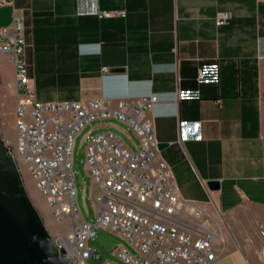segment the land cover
I'll list each match as a JSON object with an SVG mask.
<instances>
[{
    "label": "crops",
    "instance_id": "1",
    "mask_svg": "<svg viewBox=\"0 0 264 264\" xmlns=\"http://www.w3.org/2000/svg\"><path fill=\"white\" fill-rule=\"evenodd\" d=\"M221 12L233 17L218 27ZM16 15L35 99L157 96L161 155L215 233L217 263L264 264V0H13L0 6V28ZM8 59L0 52L1 87L16 107Z\"/></svg>",
    "mask_w": 264,
    "mask_h": 264
},
{
    "label": "built area",
    "instance_id": "2",
    "mask_svg": "<svg viewBox=\"0 0 264 264\" xmlns=\"http://www.w3.org/2000/svg\"><path fill=\"white\" fill-rule=\"evenodd\" d=\"M8 3L13 0H0V6ZM115 15L127 14L103 12L99 18ZM232 17L219 13L216 26L229 24ZM23 19L16 15L11 26L0 28V52L15 66L16 77L7 85L16 95V142L11 152L22 174L29 173L36 190L47 198L52 217L67 227L53 237L66 259L89 264L97 255L89 240L104 230L129 243L138 256L122 244L114 252L119 262L103 264H218L215 233L203 211L181 200L172 168L157 147L152 110L159 98L38 102L25 60ZM108 121L127 126L129 131L123 133L129 142L110 131L93 134L91 130L84 136L95 218L89 222L86 202L85 211L78 202L74 148L86 126ZM260 235L264 238V230Z\"/></svg>",
    "mask_w": 264,
    "mask_h": 264
},
{
    "label": "water",
    "instance_id": "3",
    "mask_svg": "<svg viewBox=\"0 0 264 264\" xmlns=\"http://www.w3.org/2000/svg\"><path fill=\"white\" fill-rule=\"evenodd\" d=\"M166 145L157 147L162 151ZM11 151L0 137V264H71L53 242ZM207 184L220 189L217 181Z\"/></svg>",
    "mask_w": 264,
    "mask_h": 264
},
{
    "label": "rangeland",
    "instance_id": "4",
    "mask_svg": "<svg viewBox=\"0 0 264 264\" xmlns=\"http://www.w3.org/2000/svg\"><path fill=\"white\" fill-rule=\"evenodd\" d=\"M0 78V137L7 141L11 150L16 142V128H15V101L12 100L11 95L9 93L4 92L2 89V82ZM10 95V96H9ZM116 128L109 127L102 130L94 131L93 134H100L101 132H113L116 135H119L125 139L128 143L129 140L123 131H129L128 127L121 124L116 123ZM108 125L111 124L112 121L108 122H95L91 125L86 126V128L81 132L80 135L77 136L76 145L74 148V171H75V184L76 189L78 191V202L80 203L81 208L85 211V202L89 210V216L87 215L86 218L89 222L95 220L94 218V210L92 207L91 200V187H92V178L88 176L86 170V148L88 146V140L84 141V136L95 128L96 125ZM24 182L27 187V191L35 204L36 208L40 212V216L43 218L47 230H49L52 237L57 236L66 232L68 229L67 227H63L59 225L56 219L53 217V222L49 220L44 212L43 205H48L47 198L45 197L42 201L36 200V186L32 178H30V174L24 172L23 174ZM37 193H40L37 191ZM49 206V205H48ZM124 244L126 247L130 249V251L138 256L135 250L130 247V244L121 240L120 237L108 232V231H99L97 236L91 240H89V246L96 250L97 254L95 258H92L89 261V264H103L106 261L112 262H119L118 256L114 253L118 248ZM130 252V253H131Z\"/></svg>",
    "mask_w": 264,
    "mask_h": 264
}]
</instances>
